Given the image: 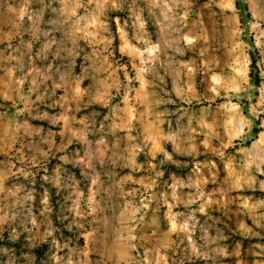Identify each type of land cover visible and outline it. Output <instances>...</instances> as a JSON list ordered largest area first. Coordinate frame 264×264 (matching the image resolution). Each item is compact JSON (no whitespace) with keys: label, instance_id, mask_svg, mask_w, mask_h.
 I'll use <instances>...</instances> for the list:
<instances>
[{"label":"clouds","instance_id":"obj_1","mask_svg":"<svg viewBox=\"0 0 264 264\" xmlns=\"http://www.w3.org/2000/svg\"><path fill=\"white\" fill-rule=\"evenodd\" d=\"M228 3L26 0L0 29V264L264 257V0Z\"/></svg>","mask_w":264,"mask_h":264},{"label":"rangeland","instance_id":"obj_2","mask_svg":"<svg viewBox=\"0 0 264 264\" xmlns=\"http://www.w3.org/2000/svg\"><path fill=\"white\" fill-rule=\"evenodd\" d=\"M225 6L226 7H230L231 5L228 3V0H225ZM183 15H185V18L188 19L189 21L192 18V13L190 12H186L183 13ZM27 16H26V0H0V29H2L4 32H9V31H16L18 28H20V26L24 23V21H26ZM232 23L234 25L233 30L235 31L237 28H239L240 25V16L236 15L233 16L232 18ZM207 24V21H205V25ZM48 27L51 28H55V25H49ZM53 35L57 37V39H62L63 38V33L60 32H53ZM261 41L264 42V37H261ZM123 48L126 49V51L124 52L126 59L130 58L132 56H137L138 54V46L133 47L131 43H125L123 45ZM156 49H149L148 53H145V55L147 54H151V53H155ZM140 53H143L144 50L143 49H139ZM254 64H255V57H254ZM191 70V69H189ZM236 71H240L239 68L236 69ZM161 74H163L162 70H161ZM170 79V78H169ZM214 80L217 79V77H213ZM227 108L228 111L231 112H237L239 110V106L237 104H231V105H226L225 106ZM113 120L116 123L120 122V117L119 114L114 113L113 114ZM233 126H237L239 124V126L242 127V120L241 121H236L233 120L232 121ZM104 134V133H102ZM74 147L78 148L79 145H74ZM109 148L112 147V145H108ZM255 147V146H253ZM201 157H196L195 160H192L191 158H189V163H188V167L186 168H182V169H175L177 175H185L186 173L189 172L190 168L195 166V162L197 160H200ZM136 161L142 163L143 162V154H139L136 157ZM136 178H139V174L136 175ZM168 184H171L172 181L168 180L167 181ZM124 190L130 191V187L128 184H124ZM132 187H140L139 184L133 185ZM212 187L211 184H207L205 186V191L210 190V188ZM152 193L155 194V197L157 198H162L164 196L165 193L168 194L167 199L169 201L168 205H164V207L161 209V211H163L165 208H170L171 205V201H172V197H171V192L172 189L168 188L167 186L165 187H160L159 184H157L156 187H154L153 189H151ZM194 192L195 189H177V195L180 196H185L187 195L189 192ZM244 194H250L252 195L254 198H256L259 195V190H249V189H244L241 190ZM235 194V192L233 193ZM264 198V197H262ZM153 203H155V200L153 201ZM233 208L235 207L234 205L232 206ZM150 211H151V205L149 206ZM184 211V205L183 204H178L176 207L174 208H170V212L171 214H176V213H182ZM222 213H221V218H222ZM145 219L147 220L148 217L145 216ZM248 223H251V221L249 220ZM171 229L173 230V232H175L176 228H177V224L175 220H172L170 222ZM187 230V229H186ZM198 234V233H197ZM194 234V237L197 235ZM229 239H231V237H229ZM230 251L232 250L231 247L229 249ZM174 258V257H173ZM237 260H239V264H255V262L259 261V260H264V257L261 256H257L254 254L253 251V246L241 241L239 243V252L237 254V256H229L225 258V264H237Z\"/></svg>","mask_w":264,"mask_h":264},{"label":"crops","instance_id":"obj_3","mask_svg":"<svg viewBox=\"0 0 264 264\" xmlns=\"http://www.w3.org/2000/svg\"><path fill=\"white\" fill-rule=\"evenodd\" d=\"M0 87H3V82H0Z\"/></svg>","mask_w":264,"mask_h":264}]
</instances>
